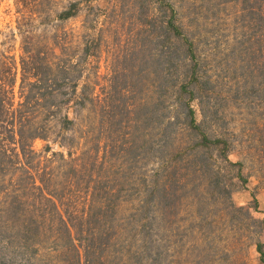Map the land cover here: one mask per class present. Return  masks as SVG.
<instances>
[{"label":"rangeland","instance_id":"374dc122","mask_svg":"<svg viewBox=\"0 0 264 264\" xmlns=\"http://www.w3.org/2000/svg\"><path fill=\"white\" fill-rule=\"evenodd\" d=\"M71 1L75 15L56 18ZM36 2L24 29L65 66V80L35 91L45 106L33 110L49 131L31 142L33 161L0 152V264L62 257L65 242L39 217L48 208L34 187L41 169L50 191L89 211L78 235L98 244L91 264H264V17L241 0ZM168 11L196 64L185 89L193 117L208 138L225 141L231 164L198 145L187 124L188 93L178 87L188 61L185 44L164 31ZM20 19L13 0H0V82L7 56L17 62L20 53ZM18 77L16 63L14 102ZM53 101L55 115L46 108Z\"/></svg>","mask_w":264,"mask_h":264},{"label":"trees","instance_id":"16d2710c","mask_svg":"<svg viewBox=\"0 0 264 264\" xmlns=\"http://www.w3.org/2000/svg\"><path fill=\"white\" fill-rule=\"evenodd\" d=\"M241 1H244L246 4L248 2L249 10L258 14L259 19H263L264 0H251V2L250 0ZM13 2L15 8L19 10L21 14V19L16 27L19 34L20 53L17 62H15L13 55H8L4 62L7 75L4 77L3 81L0 82V152L3 154L7 153L9 156H14L16 159H24L25 162H32L33 155L36 154L31 148V142L36 138L45 139L49 131V126L41 122L40 119H37L38 116L35 114V110H33L37 106H45L43 104L44 99L38 97L35 91H39L40 87L45 85L47 80H49L50 87H53V90L56 91L59 86L64 84L65 77L63 74L66 68L65 66H55L44 53L36 50L32 40L28 36V31L24 29L25 21L30 20L33 10L36 11L35 8L39 5V2H36V0H13ZM76 12L77 2L71 1L64 9L56 12L54 16L58 19H66L75 15ZM40 15L47 17L46 12L40 13ZM165 16L163 28L167 34V38L174 37L185 44V61H188V63H184L183 71L185 80L184 83L179 85L178 91L188 93V97L183 103L187 124L198 132V145L203 147L213 145L218 151V154H220L226 162L230 163L226 155L227 147L225 141L218 137L208 138L201 132L199 124L193 117V111L187 102V100L192 97L193 93L191 90H185L186 86L192 88L191 86L194 85L197 79L195 70L196 64L193 62L194 57L191 43L181 36L179 27L172 19L171 12L168 11ZM166 42L167 50L169 51L170 46L168 44L170 42L169 40ZM16 63L18 64L19 82L17 89L18 100L14 102L13 86ZM55 67L56 69H54ZM49 72H51V77L47 79L46 75ZM64 100L67 101L68 99L66 98ZM46 108L48 109V113L51 114L52 112V114L55 115V110H57L59 106L53 101V103L49 106L47 105ZM59 123L63 129H68L73 125L72 119L68 118L66 115L61 117ZM48 149V146L45 145L44 150L48 151ZM55 153L56 152L51 151L50 155H54ZM58 155L62 158L61 152H58ZM48 158L49 157H45L46 161H49ZM35 160L37 163L40 162L38 158ZM50 175L41 169V172L37 175L40 185H35L34 187L39 190L40 199L48 203V208L46 210L43 208L40 209L39 217L49 222L48 226L54 233L53 238L65 242L64 247L62 245L60 246L61 252L58 250L62 257L56 262L57 264H91L89 258L94 254L98 244L94 241L90 243L85 240L84 242V239H81L78 235L82 232L81 227L84 226L85 222L90 218L89 211L69 207L66 195L57 196L50 191L46 184L50 181ZM43 181L46 183L44 184ZM43 185L45 186V190L42 187ZM42 191L43 193L41 194L40 192ZM28 218L30 219L31 216ZM29 226V222L26 223L22 220L23 233ZM70 233H73L74 237L70 236ZM23 238H25V236ZM255 250L260 256L263 255L260 243H255ZM80 257L82 261H80Z\"/></svg>","mask_w":264,"mask_h":264}]
</instances>
